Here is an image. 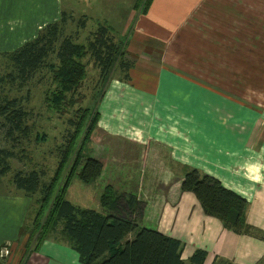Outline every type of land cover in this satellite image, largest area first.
Segmentation results:
<instances>
[{
	"label": "crops",
	"instance_id": "obj_1",
	"mask_svg": "<svg viewBox=\"0 0 264 264\" xmlns=\"http://www.w3.org/2000/svg\"><path fill=\"white\" fill-rule=\"evenodd\" d=\"M46 4L33 0L27 17L19 18L26 34L17 48L49 25L35 23L36 11ZM11 5V0H0L1 20L7 25L14 21ZM53 6L50 24L57 22L58 0ZM140 33L135 30L130 44L128 40L133 67L127 81L120 75L110 77L96 108L99 158L91 159L102 164V180L136 198L142 208L141 227H154L182 244V261L201 250L207 253L206 264H264V96L249 104L186 76L163 52L136 45ZM191 171L245 201L249 234L224 230L203 213L192 194L181 192ZM161 188V200L152 197ZM33 220L29 199L0 193V249L11 245V257L14 251L20 253L17 263H10V257L0 264L20 263ZM24 264L79 262L69 248L46 241Z\"/></svg>",
	"mask_w": 264,
	"mask_h": 264
},
{
	"label": "trees",
	"instance_id": "obj_2",
	"mask_svg": "<svg viewBox=\"0 0 264 264\" xmlns=\"http://www.w3.org/2000/svg\"><path fill=\"white\" fill-rule=\"evenodd\" d=\"M153 1L139 0L134 8L140 16H146ZM87 22L88 18L81 17L75 23L71 15L61 13L59 20L44 27L35 39L3 55L10 69L0 78V123L7 141L15 134L28 136L27 113L21 100L12 95L27 87L38 73L42 79L50 77L45 102L59 116L82 104L75 96L87 80L89 65L98 74L93 92L97 105L111 75L117 73L127 81L133 67L128 59V40L116 41L108 27L97 24L96 30L79 43ZM96 102L93 109L79 106L75 119L68 121L74 131L60 151L61 160L49 184L42 183L43 175L36 171L26 175L17 172L11 178V185L32 202L34 214L19 264H24L29 254L46 241L72 250L79 264H206L204 251L197 250L184 262L179 241L141 227L139 202L133 195L117 192L112 185L99 197L100 212L75 207L66 200L74 178L84 185L102 180V164L85 151L97 129ZM14 157L0 149V178L10 173L9 160ZM181 192L192 194L203 213L218 220L224 230L237 235L250 233L244 223L245 201L213 179L191 171L184 176Z\"/></svg>",
	"mask_w": 264,
	"mask_h": 264
},
{
	"label": "rangeland",
	"instance_id": "obj_3",
	"mask_svg": "<svg viewBox=\"0 0 264 264\" xmlns=\"http://www.w3.org/2000/svg\"><path fill=\"white\" fill-rule=\"evenodd\" d=\"M11 1L10 15L14 21L7 25L0 15V78L10 73L3 55L15 51L19 39L25 36L26 32L18 21L22 22L19 20L22 15L27 17L33 2ZM34 1L37 3V0ZM138 1L58 0L57 21L61 13L71 15L75 23L81 17L88 18L86 29L80 32L79 43L96 30L97 24L108 27L116 41L127 39L129 44L135 30L139 29L141 33L136 45L153 46L163 52L165 58L186 76L224 94L244 99L249 104L264 96V0H154L146 16H140L139 11H135L134 5ZM53 2L47 0L46 8L43 7L40 14L36 11L35 23L47 25L52 22L55 16ZM4 35L6 38L2 37ZM87 75L82 89L75 96L82 104L69 109L64 116L53 113L45 102L46 90L50 88L48 75L42 79L41 73H38L27 87L12 95L21 100L27 113L29 133L27 137L15 134L7 141L5 129L0 123V149L15 156L9 160L10 173L0 178V193L22 194L10 183L17 172L24 175L31 171L39 172L43 175L42 183L49 184L61 160L60 151L74 131L68 126V121L75 119L79 106L94 108L97 95L93 92L96 91L98 74L92 65L88 66ZM117 75L113 74L111 78ZM96 134L93 133L85 151L89 158L98 159ZM118 184L123 188L122 184ZM134 184H138L136 180ZM109 185L112 184L101 179L84 185L74 178L66 200L75 207L100 212L99 197ZM161 190L154 191L152 197L160 199L164 196ZM145 228L154 229L151 226ZM11 248L10 245L5 260L11 257ZM13 255L10 263H17L20 253L14 251Z\"/></svg>",
	"mask_w": 264,
	"mask_h": 264
},
{
	"label": "built area",
	"instance_id": "obj_4",
	"mask_svg": "<svg viewBox=\"0 0 264 264\" xmlns=\"http://www.w3.org/2000/svg\"><path fill=\"white\" fill-rule=\"evenodd\" d=\"M9 249V245H6L5 247H3L2 249H0V259H5L7 258L9 252L8 250Z\"/></svg>",
	"mask_w": 264,
	"mask_h": 264
}]
</instances>
